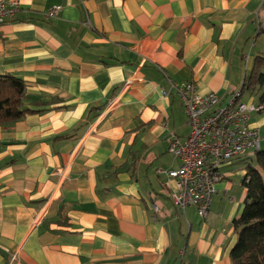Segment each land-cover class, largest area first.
Listing matches in <instances>:
<instances>
[{
  "label": "crops",
  "instance_id": "1",
  "mask_svg": "<svg viewBox=\"0 0 264 264\" xmlns=\"http://www.w3.org/2000/svg\"><path fill=\"white\" fill-rule=\"evenodd\" d=\"M20 1L0 75L36 112L0 125V264H233L250 155L223 167L205 220L165 171L171 133L189 134L177 87L238 91L264 54V0Z\"/></svg>",
  "mask_w": 264,
  "mask_h": 264
},
{
  "label": "built area",
  "instance_id": "2",
  "mask_svg": "<svg viewBox=\"0 0 264 264\" xmlns=\"http://www.w3.org/2000/svg\"><path fill=\"white\" fill-rule=\"evenodd\" d=\"M20 7V0H0V37L2 26ZM61 9L60 5L51 7L46 17H55ZM177 89L185 103L189 134L181 142L171 133L169 151L179 158L180 164L165 173L174 182V205L181 210L194 206L205 220L218 192L217 183L224 177L223 167L261 148L263 133L253 125L252 114L260 112L264 104L244 102L240 89L228 98L216 91L203 93L191 80Z\"/></svg>",
  "mask_w": 264,
  "mask_h": 264
},
{
  "label": "trees",
  "instance_id": "3",
  "mask_svg": "<svg viewBox=\"0 0 264 264\" xmlns=\"http://www.w3.org/2000/svg\"><path fill=\"white\" fill-rule=\"evenodd\" d=\"M263 88L264 54L261 53L254 57L250 71L244 75L240 99L246 91L259 93ZM28 98L27 84L22 78L0 75V125L12 124L28 113L36 112L27 107ZM258 103L264 104V93L260 95ZM251 153L253 156L244 159L246 174L243 185L247 191L245 205L242 213L233 221L237 235L230 249L233 264H264V149L261 145L259 150ZM241 160L244 161L243 158Z\"/></svg>",
  "mask_w": 264,
  "mask_h": 264
},
{
  "label": "rangeland",
  "instance_id": "4",
  "mask_svg": "<svg viewBox=\"0 0 264 264\" xmlns=\"http://www.w3.org/2000/svg\"><path fill=\"white\" fill-rule=\"evenodd\" d=\"M262 46L264 47V38L262 39ZM264 93V88L258 93V91H255L253 93L246 91L242 97V100L244 102H248L251 101L252 99L255 102H259V98L260 95H262ZM254 121H262L264 122V110H262V112H254L252 114V122L254 123ZM264 125V124H263ZM262 132H264V126L261 128ZM264 137V134H263ZM262 149H264V139L262 140ZM252 151H250V153H248L250 156H253V154L251 153ZM238 168H236L234 170V178H240L241 177V172L240 170H237Z\"/></svg>",
  "mask_w": 264,
  "mask_h": 264
}]
</instances>
